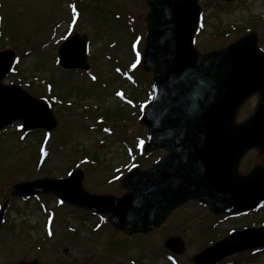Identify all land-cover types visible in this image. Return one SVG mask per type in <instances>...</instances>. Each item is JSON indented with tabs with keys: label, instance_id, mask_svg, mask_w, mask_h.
<instances>
[{
	"label": "rangeland",
	"instance_id": "obj_1",
	"mask_svg": "<svg viewBox=\"0 0 264 264\" xmlns=\"http://www.w3.org/2000/svg\"><path fill=\"white\" fill-rule=\"evenodd\" d=\"M68 1L0 0L3 39L14 43L0 42V47L16 51L12 70L2 82L15 83L45 102L41 96L54 99L55 94L69 102L50 107L56 124L43 136L41 128L23 136L18 120L0 133V204L15 182L64 177L72 165L84 172L83 185L88 190L121 194L124 190L119 186L120 178H115L116 169L118 172L122 166L134 165L129 148L143 151L146 128L138 118L131 115L123 121L121 115L99 123V114L120 103L129 105L125 106L129 112L134 98L146 99L142 91L152 78L140 65L146 0H76L77 8L73 4L70 8ZM198 3L202 14L195 46L200 53L223 47L249 29L256 31L264 49V0ZM71 34L83 35L87 40V70L72 72L57 64L58 46ZM255 102L256 97L250 98L241 107L238 119L250 114ZM45 154L47 157L40 163L38 160ZM90 154L98 161L82 157ZM163 154L161 150L150 153L139 166H149ZM257 161V152L250 151L239 170L247 172ZM239 214L214 215L205 205L187 202L157 229L130 236L51 196H14L0 224V264L20 260L41 264H123L131 263L133 258L141 260L139 264H196L194 258L207 248L254 226L255 220L264 223V205ZM166 241H171L179 252L172 253ZM219 248L225 250L223 246ZM251 251L231 254L216 264H264V250ZM217 253L213 251L209 256Z\"/></svg>",
	"mask_w": 264,
	"mask_h": 264
},
{
	"label": "water",
	"instance_id": "obj_2",
	"mask_svg": "<svg viewBox=\"0 0 264 264\" xmlns=\"http://www.w3.org/2000/svg\"><path fill=\"white\" fill-rule=\"evenodd\" d=\"M147 4L142 64L153 72L154 95L141 122L148 128L145 150L164 148L166 156L123 177L127 191L120 196L86 191L81 170L66 178L16 183L11 196L53 193L69 204L103 213L113 227L128 233L150 230L188 200L206 203L214 213L249 209L264 200V166L256 165L247 174L238 172L248 150L264 154V51L257 33L251 31L199 56L193 44L200 16L197 0H147ZM13 55L11 50L0 52V80ZM59 55L66 68L87 67L83 37L68 39ZM254 94L258 101L253 112L236 122L239 108ZM14 119H21L26 129L54 125L44 103L16 85L0 84V129ZM4 209L5 204L0 222ZM232 240L225 250L209 256ZM262 245L264 227L249 229L204 250L194 261L213 264L231 252ZM167 246L178 251L170 243Z\"/></svg>",
	"mask_w": 264,
	"mask_h": 264
},
{
	"label": "trees",
	"instance_id": "obj_3",
	"mask_svg": "<svg viewBox=\"0 0 264 264\" xmlns=\"http://www.w3.org/2000/svg\"><path fill=\"white\" fill-rule=\"evenodd\" d=\"M110 115L115 116V117H119L121 115H124V110L122 108H119L116 112L110 113Z\"/></svg>",
	"mask_w": 264,
	"mask_h": 264
},
{
	"label": "snow or ice",
	"instance_id": "obj_4",
	"mask_svg": "<svg viewBox=\"0 0 264 264\" xmlns=\"http://www.w3.org/2000/svg\"><path fill=\"white\" fill-rule=\"evenodd\" d=\"M93 79H95V77H93ZM117 95H120V93H117Z\"/></svg>",
	"mask_w": 264,
	"mask_h": 264
},
{
	"label": "bare ground",
	"instance_id": "obj_5",
	"mask_svg": "<svg viewBox=\"0 0 264 264\" xmlns=\"http://www.w3.org/2000/svg\"><path fill=\"white\" fill-rule=\"evenodd\" d=\"M250 98V97H249Z\"/></svg>",
	"mask_w": 264,
	"mask_h": 264
}]
</instances>
